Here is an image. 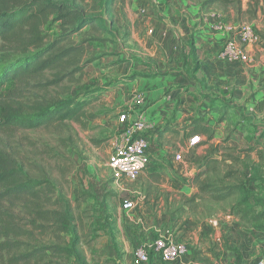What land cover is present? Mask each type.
Listing matches in <instances>:
<instances>
[{
  "label": "rangeland",
  "instance_id": "374dc122",
  "mask_svg": "<svg viewBox=\"0 0 264 264\" xmlns=\"http://www.w3.org/2000/svg\"><path fill=\"white\" fill-rule=\"evenodd\" d=\"M64 1L81 7L90 6L93 2V0ZM123 1L124 3L118 0L115 14L108 16L112 34L104 36L106 40L104 43L87 44V56L81 59V65L91 57L96 60L85 68L82 76L77 75L74 81L64 83L60 88L47 90L46 96L49 98L84 99L88 97L87 95H93V90L105 88V92L97 100H93L87 108L82 120L62 126L59 132L21 130L0 133V147L12 156L18 157L27 168L36 164L37 167L46 170L57 182L59 188L72 200L75 191H83L90 195L80 212H77V218L82 219L85 226L84 234H89L91 224L95 225V228H100L92 235V238L96 237L91 244L94 251L84 246L90 264H133L136 247L149 243L153 245L156 239L167 233L175 240L180 239L182 230L188 223L195 224L192 234L189 235L194 250H200L201 231L211 248L215 261L220 264H250L251 260H255L258 252L264 256V232L240 223L237 215L230 214L228 205L214 207L217 208V214L214 216H208L203 211L205 208L198 209L197 214H194L192 210L175 213L181 197L183 195L190 197L195 191L183 181L196 173L192 168L193 160L173 163L175 154L180 149H187L188 142L184 141L183 131L178 135L170 134L168 141L164 142L154 137L157 140L154 142L157 153H160L163 150L161 147L165 146L170 151L167 153L169 157L166 159L157 156L149 171L137 182L115 185L109 168V156L114 139L123 129L119 123V117L128 112L123 102L127 99L125 96L129 94L124 90V85L127 84H118L117 81L134 72L142 76L162 75L166 77L164 81L170 85L185 84V95L190 99V103L184 108L187 116L182 119V124L187 125V119L204 116V112L207 113V121H204L208 124L212 123L211 126L216 129L213 143L219 144L230 135L232 141L228 142L229 147L247 149L260 142L261 149L264 148L261 145L264 144V78L259 81V84H254L256 88L252 81H249L251 88L246 89V94L240 100L234 99V93L239 90L236 84L243 80L245 74L251 77L254 70L250 68L251 64H260L262 67L264 63V39L259 34L264 29V21L259 23L263 16L251 23V26L254 23L258 24L255 28L260 40L253 45V51L247 52L249 58L253 60L251 64H248L250 67L240 60H237L235 67H229L220 59L223 58V53L232 38L230 34L214 52H206L217 58L214 64H211L212 67L208 66L206 72L210 74V78H206L200 75L201 66L200 62H197L199 58H202L201 54L199 57L196 55L194 57L190 51L194 64L189 66L184 62L181 67L182 57L188 58V50H186L187 53L183 50L180 54L172 56L177 57L175 65L169 64L168 57L171 55L165 51L168 45L165 30L176 31L175 37H179V47L184 43L185 38L188 39L189 34H186L188 27L184 28V25L178 21L180 17L184 20L190 17L192 12L190 6V12L187 11L183 15L172 3L169 6L168 2L166 5L162 3L164 10L161 13L159 10L155 11L146 0L143 1L144 3L138 0ZM176 2L182 7L180 0ZM201 25L202 21H200V29ZM44 33L54 39L61 30L58 24L51 23L44 27ZM192 36L194 38L193 34ZM74 40L78 42L79 38L75 37ZM189 43L190 40H188V46ZM215 64H218L217 67ZM1 68L0 63V70ZM179 72L185 74L184 77L182 76L183 80L180 79L181 76H178ZM213 74L215 76H212ZM173 79H177L175 80L177 82H172ZM108 84L109 88L106 87ZM14 87V83L9 82L4 94L6 95ZM257 95L258 100H255ZM27 96L35 97L30 93ZM211 100L214 102L211 103ZM252 100H255L252 105L255 109L249 110L248 104ZM212 104L216 108L218 105L228 107L226 123L220 121V114L210 106ZM202 108L204 112L201 111ZM213 115L218 117L215 118ZM237 130H240V133L235 136ZM204 150L203 147L195 148L192 151L193 159L203 154ZM253 158L258 160L256 155ZM178 164L181 165L180 169L183 172L178 170ZM35 172L36 176H40L39 171ZM150 172L161 174L164 179L161 189L163 193H171L170 200L175 207L167 208L163 199L160 202H154L155 208L152 203H145L142 187ZM257 187L260 191L261 188ZM126 200L133 201L136 209L125 211L122 205ZM213 221L217 222L215 228L211 224ZM92 227L94 230V226ZM106 228H110L111 232ZM115 232L118 241L117 249L113 246L111 237V234L114 236ZM214 241H219V247Z\"/></svg>",
  "mask_w": 264,
  "mask_h": 264
},
{
  "label": "trees",
  "instance_id": "16d2710c",
  "mask_svg": "<svg viewBox=\"0 0 264 264\" xmlns=\"http://www.w3.org/2000/svg\"><path fill=\"white\" fill-rule=\"evenodd\" d=\"M187 1L200 11L213 8L225 25L241 28L264 18V0ZM117 2L93 0L90 6L81 7L64 0H0V133L59 132L62 126L82 120L105 88L93 90V95L84 99L49 98L47 90L74 81L96 60L91 57L81 65V59L87 56L86 45L104 43V36L112 34L108 16L115 14ZM51 23L58 24L61 30L54 39L44 33V27ZM254 30L258 34L255 27ZM259 34L264 39V29ZM189 47L195 57L193 36ZM138 76L124 77L117 83L129 84ZM9 82L15 87L5 95ZM29 93L35 97H28ZM210 106L220 114L221 122L227 120V106ZM181 131L185 142L201 137L196 149L205 150L193 160L195 175L183 180L195 191L190 197H181L175 213L192 210L197 214L198 209L205 208L208 216H214V207L228 205L230 214L237 215L240 223L264 232V148L260 142L237 149L227 145L229 135L221 143H213L216 129L202 117L187 119V125L180 129L166 125L158 140L166 141V136ZM148 174L142 187L145 203H152L155 208L154 202L163 199L167 208L175 207L171 193L161 189V174ZM88 198L90 195L85 192L75 191L72 200L46 170L36 164L27 168L18 157L0 147V264H90L84 246L94 251L91 244L96 237L92 235L100 228L91 224L89 234H84L82 219L77 218ZM111 237L117 249V233ZM155 258L152 254L149 264Z\"/></svg>",
  "mask_w": 264,
  "mask_h": 264
},
{
  "label": "crops",
  "instance_id": "0c3cea01",
  "mask_svg": "<svg viewBox=\"0 0 264 264\" xmlns=\"http://www.w3.org/2000/svg\"><path fill=\"white\" fill-rule=\"evenodd\" d=\"M138 1L144 3L143 2L144 0H138ZM166 2L169 3V6L170 3H172V5L175 8H178L183 15L187 11L190 12L189 10L190 8L192 11L189 18L186 17L184 20V18L180 17V21H178L184 25V28L188 27V33L186 34L187 35L189 34L188 39L185 38L184 43H182L180 47L178 46L179 37L178 38L175 37V34H177L176 31L174 29L165 30V34L167 35V40H168V45L167 47H165V51L167 52V54L171 55V57H168L169 64L175 65L177 62L176 60L177 57L173 58L172 56L178 55V53L180 54L183 50L185 53H187L186 50H188V54H187L188 58L184 57L185 58L184 59L182 57L181 67L184 65V62L185 64L187 63L189 66H192L194 64L190 54L191 48L188 46V40H190L189 38L193 34L195 41L196 55L198 57L200 56V54L202 55V58L201 59L199 58V62L201 66L200 75L206 78H210V74H208L206 70L208 66L212 67L211 64H214L217 58L214 55L206 54V52L207 51L214 52L217 48H219L222 45L223 43L222 41H225V38L228 36L225 32L219 30L218 28L220 23L222 22L221 14L217 13L211 7L205 9L204 11H200L199 7L189 3L187 0H180V2H182V7H180V5L176 2V0H149L151 7L155 11L157 10L161 11V13H163L162 11L164 10L161 5L162 3L166 5ZM166 10L169 11L168 9ZM165 15L167 17V13H165ZM262 20L263 17L262 19H260L259 23ZM200 21H202L201 29H200ZM254 24H252V26L254 27L258 25V24L257 25ZM250 51H253L252 46L246 49V52H250ZM204 54L206 55L204 56ZM220 59L225 61L227 66L229 67L231 66L235 67L237 63V60H231L230 58L221 57ZM252 62L253 60L250 63H247L246 65L250 67L248 64H251ZM215 65L217 67L218 64ZM251 65L252 66L250 68L254 69L253 72L251 73V77L250 76L248 77V75L245 74L243 80L240 83L236 84V88L239 90L236 93H234V99L240 100L242 96L246 94L245 92L246 89L251 88L249 81H252L254 86V84L255 85L259 84V81L264 78V63L262 67L260 64L258 65L251 64ZM229 72L231 74L230 70ZM134 74L136 73L134 72L131 75H128V77H131ZM178 76H181L180 79L183 80L185 74L183 72H179ZM212 76H215V74H213ZM164 78L166 77H162V75H156V74H150V76L141 75V77L136 78L132 83L124 85L125 88L124 90H126L129 93L128 96H125V98L127 99L123 100L124 106L127 107L129 112H132V115H134V117H137L139 114L144 113L145 116H147L151 121H153L156 124L155 133L152 135L156 139H158L159 133L162 130V128L168 124H170L171 127L174 129H180L186 125V123L182 124V119L187 116L184 112V108L186 104L190 103V99H188V97L185 95V91H184L185 84L170 85L168 84V82L164 81L166 80ZM175 80L173 79L172 82H177ZM254 87L256 88V86ZM137 97L141 99V104L134 106V98ZM258 97L259 96L257 95V99L255 100H258ZM255 100H252L250 104H248L249 110L255 109V107L252 106ZM203 110L204 109L202 108L201 111L204 112ZM204 114H205L204 116L203 115L200 116L204 120H206L207 113L204 112ZM224 122L226 123V121ZM164 131L165 129H163V132ZM237 133H240V130H237L235 132V136ZM155 138L154 141H157ZM168 138L169 136H166V139ZM230 141H232V139ZM251 145H253V143H251ZM162 148H163L162 150L163 154L165 152L166 154L170 153V151L165 146L161 147V149ZM192 151H194V149L187 148L186 150L180 149V151L178 152L183 154L184 160H186L187 162H192V160H194L192 156ZM168 157L169 156L166 155V159ZM173 163L176 164L177 162L174 161ZM180 166L181 165H179L178 170H181ZM180 172H183V170H181ZM186 189L187 188H185V190ZM211 224L213 225V228L217 226V222L213 221L211 222ZM194 225H195L194 223H188L182 230V236L179 237L180 239L177 238L176 241L186 244L188 252L185 256L177 260L176 263L174 264H220L219 262L213 259L211 248L206 243L204 239V235L201 234V231H200V250L198 251L194 250L192 239L189 238V235L192 234L195 228ZM207 233H209V231H207ZM219 241L217 242L214 241L215 243L218 244V247H219ZM151 245L152 244L149 243L148 245H141L139 247H150ZM139 247H136L134 251ZM261 260H264V256L261 252L260 253L258 252L255 260H251L250 264H256L258 261ZM152 264H163V263H161L159 259L155 258Z\"/></svg>",
  "mask_w": 264,
  "mask_h": 264
},
{
  "label": "built area",
  "instance_id": "2783aa9c",
  "mask_svg": "<svg viewBox=\"0 0 264 264\" xmlns=\"http://www.w3.org/2000/svg\"><path fill=\"white\" fill-rule=\"evenodd\" d=\"M218 28L232 36L223 57L245 63L251 62L252 59L249 58L246 49L250 46L253 47L260 40L254 27L244 25L239 28L238 26L225 25L222 21ZM140 104L141 99L139 97L134 98V106ZM119 123L123 129L114 139L112 152L109 156V168L113 182L117 186L141 180L142 176L152 167L157 156L166 158L168 155L166 152L163 154L162 150L157 153L154 136H152L155 133L156 124L144 113L134 117L132 112L128 111L119 117ZM200 144L201 137L194 136L188 141L187 148L195 149ZM174 161L183 163V154L176 153ZM122 207L125 211L136 209L135 203L131 200H126ZM187 252L186 244L174 240L167 233L156 239L150 247L137 248L134 251L133 264H149L152 254L165 264H174ZM256 264H264V260L258 261Z\"/></svg>",
  "mask_w": 264,
  "mask_h": 264
}]
</instances>
